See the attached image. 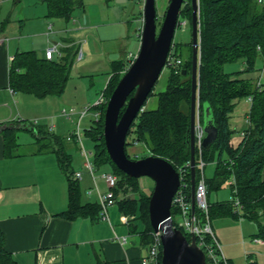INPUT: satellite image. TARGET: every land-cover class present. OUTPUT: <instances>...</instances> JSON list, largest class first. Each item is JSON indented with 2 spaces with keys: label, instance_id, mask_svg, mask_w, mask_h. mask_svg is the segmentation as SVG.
<instances>
[{
  "label": "trees",
  "instance_id": "1",
  "mask_svg": "<svg viewBox=\"0 0 264 264\" xmlns=\"http://www.w3.org/2000/svg\"><path fill=\"white\" fill-rule=\"evenodd\" d=\"M51 17H63L70 20L75 8V0H44ZM109 3L114 0H105ZM199 3V65H198V102L200 117L204 123L205 108L211 110V117L218 133L216 140L208 147L195 148L196 183L200 179L197 167L200 159L207 164L215 163L213 177L206 179L208 197L213 191L221 190L228 184L232 199L228 202L210 204L209 219L230 217L246 218L258 227L254 238L264 240V82L258 84L251 79L241 78V73L251 72L256 68L259 57H264V4L257 0H198ZM181 15L191 22L190 2L181 11ZM260 47V49H258ZM191 54H192V50ZM79 46L71 45L62 49V57L53 60L40 58L34 51L18 52L10 68V87L15 93L31 94L38 98L50 95L61 96L67 86L69 75L77 58ZM179 48L172 47L170 56L174 58L170 69L166 90L158 95V108L140 113L133 122L127 136V147L132 144L129 138L139 144L150 147V155L167 160L178 172L182 171L184 193L192 201L190 148V113H191V68L189 60L177 64L180 60ZM243 62L244 69L232 73L225 72L224 67L230 63ZM128 66L124 61L114 65L113 74L104 89L107 98L111 96L116 85ZM183 70L186 71L183 74ZM153 91L149 97L152 96ZM133 93L131 94V96ZM130 96V97H131ZM148 97V98H149ZM252 97L248 115L251 126L247 134L235 146L232 142L234 131L230 118L241 100ZM106 105L95 106L100 118L92 121L85 129L86 138L93 143V163L96 169L110 166V172L118 177L114 195L123 213L134 215L142 222V239L150 245L154 230L149 218V200L151 195L140 193L138 179L131 178L119 170L111 161L104 141V114ZM125 107L121 110L124 112ZM245 116V117H246ZM27 131L39 144V151H51L56 154L61 171L68 181V208L58 216L67 219L90 217L99 219V203L81 201L82 192L79 180L75 177L72 156L66 150V139L46 127L34 123H7L3 130L7 151L18 147L17 134ZM128 155V154H127ZM149 156V155H148ZM133 160L140 159L131 158ZM147 157V156H144ZM141 157V158H144ZM235 183L229 184L231 178ZM134 197H129V193ZM138 197H137V196ZM241 209L238 211L235 201ZM210 203V202H209ZM174 226L191 237L179 226L181 211L172 206ZM196 215L202 222L205 215L196 209ZM212 242L209 234L205 235ZM0 264H18L12 255L0 245ZM161 264V262L159 263Z\"/></svg>",
  "mask_w": 264,
  "mask_h": 264
},
{
  "label": "crops",
  "instance_id": "2",
  "mask_svg": "<svg viewBox=\"0 0 264 264\" xmlns=\"http://www.w3.org/2000/svg\"><path fill=\"white\" fill-rule=\"evenodd\" d=\"M98 2L97 14L91 17L86 14L87 22L81 24L79 17L85 15L86 10L82 5L83 11L77 10L76 1L74 12L67 20L51 17L44 0H0V245L18 264H142L141 259L148 253L149 246L142 239V222L134 215L123 213L117 201L108 208V220L105 221L58 216L67 210L69 200L68 181L59 167L56 154L48 150L40 152L39 144L32 135L27 146H34L33 149L22 151L25 144L20 142L19 134L17 149L7 151L3 135L7 123H36V126L46 127L64 137L69 155L70 148H78L80 152L74 131L78 123L81 127L85 117L64 116L66 121L62 119V111L73 108L78 112L84 108L76 109L73 102L64 99L68 98L65 93L46 98L15 93L10 87L9 75L13 58L18 52L34 51L40 58H45V51L52 44L59 47L60 57L63 56L62 49L79 46L82 58H76V65L82 67L86 75L101 72L111 77L118 62L124 61L128 66L127 56L136 55L140 47L132 48L130 39H125L124 25L117 20L118 16L123 17L126 13L127 4L118 13L111 2ZM99 18L106 20L100 21ZM260 59L264 63V57ZM262 72L256 83L264 82V69ZM240 104L238 102L236 112L234 110L230 118L235 146L241 141V131L246 128L245 116L250 108L247 100L244 106ZM67 122H71L72 126ZM81 134L85 147L87 138L82 127ZM79 155L83 171L73 168L76 173L82 174L78 179L81 201L83 204L99 203V194L108 191L107 183L102 175L98 178L92 176L84 166L81 153ZM212 165L211 174L207 176L205 173L207 178L214 175L215 163ZM103 173L111 172L108 169ZM229 191L224 197L218 194L213 197L211 193L208 197L210 204L230 201V188ZM247 222L256 225L243 217L215 218L211 222L212 231L230 264H264V240L255 241L253 236L250 238L252 242L248 240L246 228L250 225ZM255 232L256 228L253 234Z\"/></svg>",
  "mask_w": 264,
  "mask_h": 264
},
{
  "label": "water",
  "instance_id": "3",
  "mask_svg": "<svg viewBox=\"0 0 264 264\" xmlns=\"http://www.w3.org/2000/svg\"><path fill=\"white\" fill-rule=\"evenodd\" d=\"M127 4L128 16L135 9V0H118ZM186 0H171L158 30L156 0H144L142 8V34L139 51L133 63L123 74L109 97L104 114V141L107 153L114 165L131 178L148 177L154 181L149 200V218L155 233H161V264H207L196 238L188 241L186 235L174 226L172 218L173 198L180 185V173L165 159L149 155L138 160L130 159L126 153L128 132L143 111L170 55L182 6ZM192 15V71H191V191L192 211L195 212V114L198 109V65H199V12L198 0H191ZM186 71L183 70V74ZM133 95L131 96V94ZM131 96V97H130ZM125 107L124 112L121 110ZM203 148L217 138L209 107L205 108Z\"/></svg>",
  "mask_w": 264,
  "mask_h": 264
},
{
  "label": "rangeland",
  "instance_id": "4",
  "mask_svg": "<svg viewBox=\"0 0 264 264\" xmlns=\"http://www.w3.org/2000/svg\"><path fill=\"white\" fill-rule=\"evenodd\" d=\"M76 1V6H78L80 10L83 11V9L85 8L86 13L85 15L79 17V21L81 24H86L87 19H86V14L88 17H91L92 14H97L98 12V8L97 7V3L98 0H75ZM171 0H156V8H157V25L161 23V17L164 15V13H166L168 6L170 4ZM190 2V6H191V14L193 15V8H192V3L191 0H186L185 4L182 6L181 11L185 8V6ZM143 4H144V0H135V9L132 13H130L128 16H126L127 13V8H126V13L123 15V17H117V20L119 22H122V25H124V28L126 29V38L125 39H130V43L132 44V48L134 49V47L138 46L140 47V43H141V34H142V26H143V22H142V8H143ZM82 5V6H80ZM124 3L118 2V0H115V2L113 3V1H111V6L112 8L115 6L116 7V11L119 13L120 9H122ZM199 5V3H198ZM76 10V9H75ZM199 10V8H198ZM74 12V11H73ZM72 12V13H73ZM100 21H104L106 20L105 18H99ZM124 20V21H123ZM161 25V24H160ZM69 26H72V24H70ZM159 26V25H158ZM160 28V26L158 27V29ZM116 31H119V28H115ZM124 40V39H121ZM119 42V40H118ZM191 42H192V19L191 22L189 19H185L180 12V16H179V23L178 26L176 28L175 31V35H174V39H173V46H175L176 48H179L180 52V60H182V62H185L186 60H189L192 56L191 54ZM190 44V46H189ZM138 53V50L136 52V55ZM259 60L257 61L256 64V68L255 70L251 71V72H246V73H241L240 77L241 78H245V79H251V81L254 83L257 82L258 78H260V76L263 74V69H264V63L263 61L260 59V57L258 58ZM77 61L75 60L73 67L71 69L70 75H69V80L67 82V86L65 88V96L67 95L68 98H64V99H68L69 101L73 102V105L75 106L76 109H82V108H89L94 106L97 101L100 99L102 92L104 90V87L106 86L110 76L109 75H105L101 72H97L95 74H90V75H86L84 74V71L82 67L77 66ZM130 65H128L129 67ZM243 66V62H236V63H230L225 65L224 70L225 72L228 73H232L235 71H241L244 69ZM94 68V67H92ZM91 69V68H88ZM192 71V68H191ZM169 74H170V69L166 66L157 83L155 84V87L153 89V94L152 96H150L143 109L146 110H155L158 108V95L159 93L163 92L166 90L167 84H168V78H169ZM262 80L264 81V76L262 77ZM64 95V94H63ZM64 96V97H65ZM56 97V96H55ZM62 99V98H61ZM244 101L245 100H241L239 101L241 104L244 106ZM239 106V105H238ZM79 107V108H78ZM240 108V107H239ZM243 108L241 107V110ZM240 110L239 115L242 114V111ZM244 110V109H243ZM236 112V110H235ZM238 115V116H239ZM240 118V117H239ZM62 119H65L64 116L62 115ZM95 119V111L94 109H90L89 112L87 113V115L85 116V118L82 120L81 122V127L82 129H86L88 128L91 124L92 121ZM66 120V119H65ZM64 120V121H65ZM67 121V120H66ZM66 124H68L70 127L72 126L71 122H67ZM61 130V129H60ZM60 133H62V131H60ZM19 137H20V142H23L25 145L22 148V151H27L29 149H33L34 146H27L28 143H30V139L32 138L31 135L27 132V131H20L18 132ZM85 139V138H84ZM130 142H133V138L130 137L129 138ZM93 143L87 139H85V147L88 151L93 152L94 147H93ZM78 148H70L69 152L71 153V156L74 160V167L76 169H79L82 167V158L80 157V152ZM127 154L133 158L135 155H138L140 158L144 157V156H148L151 154L150 152V147L144 143L138 144L136 146H128L127 147ZM212 168L213 165L212 163L207 164L206 167V175L209 176V174H211L212 172ZM83 171V168H81ZM110 170V166L108 165L106 168H101L96 170V177H100L102 175L103 172ZM85 170V169H84ZM138 185L140 187V193H143L145 195H151L154 189V181L148 177H141L138 179ZM100 186H104L103 184H101ZM229 188H228V184H226L221 190L219 191H213V197L216 196V194H218L219 196L224 197L225 195L229 194ZM135 195H133V193H129V197H134ZM137 196V195H136ZM138 197V196H137ZM250 226H248L246 228L247 230V234H248V240L250 239L252 236L254 237L257 233H258V227L257 225L252 224L251 222H247ZM256 228V232L253 234V232L255 231ZM253 230V231H251Z\"/></svg>",
  "mask_w": 264,
  "mask_h": 264
},
{
  "label": "built area",
  "instance_id": "5",
  "mask_svg": "<svg viewBox=\"0 0 264 264\" xmlns=\"http://www.w3.org/2000/svg\"><path fill=\"white\" fill-rule=\"evenodd\" d=\"M259 4H264V0H257ZM260 49V47H258ZM171 53V52H170ZM61 52L57 45L52 44L47 47L45 51V59L47 60H53L55 57H60ZM82 58V52L79 51L77 55V59L80 60ZM136 55L129 54L127 56V60L129 62V65L133 63L135 60ZM174 58L169 55L167 64L171 65ZM181 60H177V64H180ZM128 69V68H127ZM126 69V70H127ZM260 84V83H258ZM107 98L102 93L100 99L97 101L95 106H102L104 104H107ZM248 103L251 105L252 103V97L247 98ZM89 108H85L81 111H76L73 108L69 109H63L62 115L71 118L73 116H78L80 119L85 117L87 113L89 112ZM100 118V112H95V121H97ZM80 122V121H79ZM36 124V123H35ZM245 126L246 128L241 131V136L245 137L247 134V128L251 126L250 118L247 115L245 117ZM75 141L80 147V153L84 159V166L86 170L94 176L96 173V168L93 163V152L88 151L83 146V140H82V134H81V127L80 123L77 124V128L74 131ZM194 136H195V148L199 150V153L201 155L202 153V144L205 138V132L203 129V124L201 122L200 117V108H199V102H198V109L195 114V125H194ZM69 140L71 137L68 138ZM139 143L137 141H133L131 146H136ZM133 158L137 159L139 158L138 155H135ZM190 166V163L188 164ZM197 167L200 170V179L198 183L195 185V201H196V209L200 210L205 215V221L202 222L200 218L196 215V209L195 212L192 211V201H189L186 194L184 193V189L182 188L183 185V175L182 171H179L180 178H181V185L176 193V195L173 198V205H176L179 210L181 211L180 214V220H179V226L192 238L194 236L196 238V243L198 247L203 251L206 257L207 264H230L229 260L225 257L223 254V251L221 249L220 244L218 243L211 227V222L209 219V199H208V189L205 179V163L200 159L199 163L197 164ZM81 173H75V177L77 179L81 178ZM103 179L106 181L108 186V191L106 193H100L99 194V205L101 206V212L99 219L100 220H108V208L113 206L116 203V198L114 195V189L117 186L118 183V177L113 173H103L102 174ZM235 183V178L232 177L229 184ZM90 194V192H89ZM235 206L237 210L239 211L241 209L240 202L238 200L235 201ZM209 234L212 238V242H208L205 238V235ZM255 241H262L261 239L256 238ZM162 259V241H161V233H153L152 234V241L148 248V253L145 257L141 259L142 264H159ZM249 264H254L250 262Z\"/></svg>",
  "mask_w": 264,
  "mask_h": 264
},
{
  "label": "flooded vegetation",
  "instance_id": "6",
  "mask_svg": "<svg viewBox=\"0 0 264 264\" xmlns=\"http://www.w3.org/2000/svg\"><path fill=\"white\" fill-rule=\"evenodd\" d=\"M165 14H166V13H164V15L161 17L162 19H161V23H160V24H162V21H163V19H164ZM159 18H160V17H159ZM159 18H158V19H159ZM160 24H158V25L161 27ZM159 26H158V27H159ZM159 29H160V28H159ZM159 29H158V30H159ZM189 46H190V44H189ZM172 47H173V46H172ZM191 50H192V42H191Z\"/></svg>",
  "mask_w": 264,
  "mask_h": 264
}]
</instances>
